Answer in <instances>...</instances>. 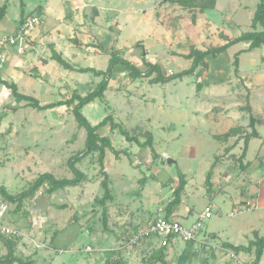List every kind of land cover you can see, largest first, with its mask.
I'll list each match as a JSON object with an SVG mask.
<instances>
[{
  "label": "rangeland",
  "instance_id": "374dc122",
  "mask_svg": "<svg viewBox=\"0 0 264 264\" xmlns=\"http://www.w3.org/2000/svg\"><path fill=\"white\" fill-rule=\"evenodd\" d=\"M47 1L0 0V7L5 4L8 7L0 26V41L16 31L22 2L25 13L29 14L27 18L39 14L40 9L33 12L36 7L52 5L54 15L44 20V24H59L57 15L64 8V0ZM78 1L86 9L77 14L66 13V22L60 24L65 27L61 29L63 35L68 37L72 33L69 34L67 22L82 19L85 22L76 23L73 36L86 43L76 44L65 57L74 67L91 65L84 60L96 52L100 55L99 66H106L105 55L116 49L144 72L148 64H158L164 77H175L167 83L153 84L151 80L156 74L136 78L119 66L104 98L82 111L93 125L113 116L115 122L141 143L150 139L155 152L129 143L107 126L100 133L112 139L116 150L129 152V155H116L107 150L106 172L113 201L106 207L99 202L104 196L101 184L104 176L99 155L94 153L77 163V168L88 177L77 187L49 195L45 186L33 198L25 200L21 209L0 196V203L9 205L7 213L0 217V225L22 234L3 236L16 242L15 255L27 263L161 264L154 259L161 249L156 238L134 246L129 244V239L139 229L152 224L159 207L167 208L173 190L184 175L188 195H184L179 213L191 212V215L182 216V224L190 227L200 221L207 207L212 209L213 217L203 220L196 241L179 240L164 250L167 264H231L225 259L227 252L221 249V240L248 245L254 239L253 231L264 236V144L252 140L247 157L240 161L244 142H238L237 137L219 141L216 136L229 132L232 127L228 126L236 124H247L245 128L250 131L249 116L243 112L249 100L257 114L263 112V118L260 117L264 122V80L252 93L246 88L245 80L240 81L236 76L234 56L249 45L247 42L231 47L217 58H208V65L199 67L194 75L176 77L192 66V60L187 57L192 50L205 51L221 46L227 36L233 39L254 31L250 23L261 0H218L214 9L204 12L164 0ZM93 22L98 25L94 33L89 29ZM0 54L7 57L14 54V49L1 47ZM263 55L264 48L243 54L241 72L256 70L260 63L256 71H261ZM55 64L61 71L52 73L50 78L42 73L26 75L22 91L42 104L67 101L75 93H89L92 86H83L85 79L78 71H67ZM11 65L9 60L0 62V68L4 67L0 73ZM5 88H1L0 100ZM248 93L251 98L247 97ZM20 102L11 93L0 108V187L12 195L29 189L43 173H52L58 179L73 178L69 162L83 157L86 150L87 131L78 126L73 107L39 111L26 103L20 107ZM221 112L230 118L233 113L239 116L227 125L224 120H213ZM258 129L264 137V124ZM170 158L176 163L169 164ZM211 169V185H206ZM105 209L109 217L106 224ZM6 254L7 247L0 240V258ZM241 260L255 264V255L245 253Z\"/></svg>",
  "mask_w": 264,
  "mask_h": 264
},
{
  "label": "trees",
  "instance_id": "16d2710c",
  "mask_svg": "<svg viewBox=\"0 0 264 264\" xmlns=\"http://www.w3.org/2000/svg\"><path fill=\"white\" fill-rule=\"evenodd\" d=\"M170 2L172 4H176L185 9H199L200 12H204L209 9H214L217 4V0H164ZM67 3L68 1L65 0ZM7 4L0 7V22L5 18L7 14ZM21 24L24 23L27 17H25V5L21 3ZM252 28L254 31L246 32L241 36L231 40L228 37H225L227 43L222 46L213 47L208 50L202 51L194 49L191 53L187 56L189 60H192V66L180 74L176 78H183L186 76L194 75L195 72L199 67H206L207 59L208 58H217L221 54L225 53L229 48L235 46L241 42L249 43V48L244 51H240L235 54L234 56V67L235 73H238L239 70V63H240V56L245 52H252L259 48H264V0L258 4L257 9L255 11L253 20H252ZM261 28V30H259ZM110 60L108 64V68L106 71H97L92 68H81L75 69L64 57L52 50V59L56 61L62 68L70 71H78L82 73L92 72L99 77H104V79L98 84L96 89L92 90L87 96L83 97L77 93H75L69 100L67 101H60L51 104H47L41 106L40 101L32 96H28L25 94H21L18 92L17 86L12 83H8L5 81L0 80L8 89L11 90L12 95L20 101L27 102V105L37 109L39 111H45L49 109H54L56 107L61 106H68L73 107V115L78 123L80 128H84L87 131V138H86V150L84 151V156H78L69 162V166L73 172V178H63L58 179L52 173H43L41 174L37 180L32 184V186L27 189L26 191L22 192L19 195H12L10 194L5 187H0V196H2L5 200L12 204L17 205V209H21L23 207V203L25 200L33 198L43 187L46 186V193L49 195L54 194L58 190L77 187L82 183H85L88 180L87 175L77 168V163H79L83 158L88 157L94 153H98L99 157V164L101 166V171L104 176V180L102 181V187L104 188V196L99 201L101 205L106 207V204L110 201H113L114 196L112 193V189L110 187V178L108 173L106 172V160H107V150H111L116 155H120L121 153H125L129 155L128 151H118L113 146V141L110 137L103 136L100 131L107 126L110 127L111 132L118 131L121 135H123L129 143H136L143 148H150L153 152H155L153 142L149 139L144 143H141L137 137L132 136L122 125L115 122L113 116H107L102 122L97 125H92L86 116L83 114L82 110L87 105L93 103L97 99H103L105 96V92L108 89L109 81L112 78L115 70L117 67L121 66L125 70H128L131 75L136 78H141L146 76L148 78L152 77L156 74V78L151 80L153 84H161L167 83L175 79L174 76L164 77L162 73V68L158 64H148L147 71H142L132 62L125 59L119 50L113 49L109 51ZM245 111L249 114V129L248 131L244 127H235L229 130V132L216 136V139L219 141H228L231 138H238V142L241 140L244 142V148L242 155L240 156L239 160L244 161L247 152L249 149L250 142L253 139H260L261 136L258 133L256 126L261 122L260 119L256 118L253 114V110L251 106L248 104L245 106ZM241 137V138H240ZM237 142V143H238ZM236 145V144H235ZM227 151H231L227 149ZM214 168V166H213ZM211 169L207 175L206 185H211V178L213 175ZM186 181L185 176H182V179L179 182L177 188L173 191V198L167 205V216L173 211V209L179 206L182 202V195L185 192L186 188ZM104 220L106 224V220L109 218L107 210L105 209L103 212ZM4 233L0 230V240H2L7 247V254L0 258V264H33V262H25L23 259L17 257L15 255L16 252V242H13L10 239L5 238ZM256 237L254 240L250 241L247 246L239 245L234 246L229 243H224V248L232 250L236 254L240 253H254L255 255V264H261L262 257L264 255V237H259L258 234H255ZM166 248H161L160 251L157 252L156 256L154 257L155 263L167 264L166 262ZM112 254V253H109ZM114 264H126L125 262H116Z\"/></svg>",
  "mask_w": 264,
  "mask_h": 264
},
{
  "label": "crops",
  "instance_id": "0c3cea01",
  "mask_svg": "<svg viewBox=\"0 0 264 264\" xmlns=\"http://www.w3.org/2000/svg\"><path fill=\"white\" fill-rule=\"evenodd\" d=\"M67 1H69L70 3L68 4V2L66 3L65 0H64V8H63V10H61L60 14L57 15V19L59 21V24L54 25V26H50L49 25V22H47L46 25L44 24V20H46V19L49 20L52 17L51 15H54V13L52 12V5L45 4V5H41V6L36 7L33 10V12H35L37 9H40V11L38 12L39 13L38 15L42 16L41 25L43 24L44 26L43 27H40V29H37L36 28V30H34L33 32L30 33V39H31V46H32V48L28 52H26L24 55H18L15 52H14V54L7 55V60L11 61V64H12L11 66L12 67H10L8 70H6V72L3 73L4 75L0 73V80L5 81V82H8L10 84L14 83L17 86L19 93L25 94V95H28V96H32V95H30L28 93H24L22 91V88H25L24 82L27 79L26 75H30V76L32 75L33 76V75H35L34 73H42L43 75H48L49 74L48 77L50 78L51 75H52V73H58L59 71H61L60 69L57 68V66L55 64L56 61H54L51 58L52 57V50H55L56 52H58L59 54H61L64 57V59L66 60L65 57L67 56V51L71 50L72 47H74V46L77 47L78 44L79 45H83V44L86 43L84 41L77 40V38H75V36H73V34L75 33L74 32V29L76 28L75 27L76 26V23H78L77 25H83L85 23V22H83L82 17H81V19H82L81 22H75V20H73V23L72 22H67V25L69 26V34L72 33V36L66 37V36L63 35L64 33H63V31L61 29L65 28V27L60 26V24H64L66 22V20H64L65 19V16H66V13L69 14L71 11H75L74 14H77L78 11L79 12H82L87 7L85 4H81L78 0H67ZM48 2H49V0L47 1V3ZM217 3H218V0H217ZM72 4H73V6H72ZM25 9H26V6H25ZM99 10H101V9L99 8ZM7 14H8V11H7ZM7 14H6V16H7ZM28 15L25 13V17H27ZM6 16H5V18H6ZM3 20L0 22V26L3 23ZM252 20H253V18H252ZM252 20H251L250 25H252ZM20 22H21V19L19 21V25L16 27L17 29L21 25ZM96 23L97 22H93V25H92L93 27L92 28L91 27L89 28L92 31V33H94V30H96L98 28V25H96ZM82 28H84V27H82ZM80 31H81V29H80ZM77 35H78V33H77ZM241 35H239V36H241ZM235 38H237V37H235ZM235 38H233V39H235ZM233 39H231V40H233ZM226 43H227V41H224L221 44V46L222 45H225ZM249 45L248 46H245L240 51L247 50L249 48ZM89 48L91 50L92 49L95 50V48H91V47H89ZM73 49H75V48H73ZM240 51H238V52H240ZM246 53H250V52H245L243 54H246ZM241 56H240L239 70H238V73L236 74V76H237L238 80H240V81L242 79L245 80V86H246V88L248 90H250L249 92H252L253 93V92H255L257 90L256 87H259L258 85L262 83V80H264V67H262L261 71H256L257 68H258L257 66L261 65V63L260 64H257V63L254 62L255 65L257 64V66L255 67L256 70H252L251 72H248L247 74H243L241 72V69H240V66H241V63H242ZM99 57H100V55L97 52L96 53H92L90 56H88L87 59L84 60V62L86 64L87 63L91 64L89 66L74 67V65L72 63H70V62L69 63L75 69L92 68V69H95L97 71H106L107 70V67H108V64H109L110 56L108 54L105 55L106 59H105L104 63L107 64L106 66H104L103 64L101 66H99L100 65L99 64L100 63ZM263 60H264V55L262 56V61ZM3 69H4V67L0 68V70H3ZM78 73L80 74V76H83L84 79H85V84L83 86H87L88 88L90 86H92V87L89 88V90H90L89 93L93 90L92 88L94 86H96L98 83L101 82V77L95 75L92 72H88V73L78 72ZM87 75H89L91 77H89V76L87 77ZM256 82H257V84H256ZM3 86H5V85L0 82V91H1V88ZM253 88H255L254 91H253ZM86 92L84 94H79V93H77V94L82 95L83 97H85V96H87L89 94L88 92H87L88 94ZM247 95H248L247 97H250V93H248ZM32 97H34V96H32ZM34 98H36V97H34ZM37 100H39V99H37ZM24 103H26V105H27V102H25V101L20 102L18 105L20 107H23L25 105ZM93 103L95 104L96 102L94 101ZM40 104H41V106H44V105H47L48 103L47 104L40 103ZM89 105H92V103L89 104ZM249 105L251 106V108L253 110L254 116L256 118H258V119L261 120V122L256 126V129H257L258 133L261 136V138L258 139V140H261V144H264V137L261 135V133L259 132V129H258L259 126H261L262 124H264L263 119H262L263 118V112L260 111V114H257V112L255 110V107H252V105L250 104V100H249ZM62 107H64V106L56 107L54 109H57V108L60 109ZM54 109H51V110H54ZM22 111L23 110L20 108L19 112H22ZM195 111H197V110H194L193 114L196 117V119H198V115H197V113H195ZM243 112L246 113V114H248L245 111H243ZM218 116L214 117L213 120H224L225 123L228 125L230 123L235 122L234 120L238 119V116L239 115L233 113V115L230 118V115L225 114L224 112H221V115L218 114ZM248 116H249V114H248ZM212 122H214V121H212ZM246 126H247V124L246 125H241V124L240 125H237L236 124V125H232V126H228V127L230 129L231 127L232 128H235V127H244L245 128ZM214 128H220V127L218 125H215ZM225 133L226 132L217 134V136L218 135H223ZM251 142H250V144H251ZM249 148H250V145H249ZM262 149H264V148H262ZM248 152H249V149H248ZM248 152H247V155H248ZM187 186H188V184L186 185V187ZM184 195H188L187 188H185V192L182 195V202H181L182 204L184 203ZM238 203L240 204V202H238ZM232 206H234V205L232 204ZM210 207L213 208V206H211V205H210ZM162 208H164V207L162 206ZM179 209H180V206L175 207L173 209V211L168 215V217L169 218H172V219H175V220H177L179 222H181L180 219H181L182 216H184V218H185V217H188L189 215H191V212L190 213H186L184 215H181L179 213ZM165 212H166V215H167L168 214V211L166 210V208H165ZM253 234H254V239H255V234H258L259 237H264V236L261 235V233L259 231H253ZM254 239L252 238V239H250V241H252ZM221 243H222V246H223V247L221 246L222 247L221 249L223 251L224 250H229V249L224 248V245H223L224 243H229V244H232L234 246H239V245H237V244H235V243H233L231 241L225 242L224 240H221ZM243 246H247V245H243ZM224 253H226V251H224ZM244 254L245 253H240L238 255H239V257L240 256L242 257ZM226 255L227 256H225V259H227V261L232 264V262L229 259V256H228L227 253H226ZM241 257H240V259H241ZM261 264H264L263 257H262Z\"/></svg>",
  "mask_w": 264,
  "mask_h": 264
},
{
  "label": "built area",
  "instance_id": "2783aa9c",
  "mask_svg": "<svg viewBox=\"0 0 264 264\" xmlns=\"http://www.w3.org/2000/svg\"><path fill=\"white\" fill-rule=\"evenodd\" d=\"M42 22V16L34 15L32 17L26 18L23 24L10 36H5L0 41V48L4 46H10L14 49V52L18 55H24L28 52L31 46L30 31L40 25ZM7 57L4 54H0V62L5 63ZM11 90L8 88L4 89L2 92V100H0V108L5 103V99L11 94ZM1 97V96H0ZM9 209V205L2 202L0 203V217L3 218ZM213 217L212 209L207 207L205 212L201 215L200 221L193 224L190 227L183 225L181 222L169 218L166 215L165 208L160 207L157 211V216L154 218L152 224L145 228L139 229L135 232L129 239V244L139 245L140 243L150 240L151 238H156L160 243V248L170 247L173 243L179 240L190 243L197 240L199 230L202 227V222L204 219H210ZM0 230L6 235L12 237H19L22 234L12 228H7L0 225ZM91 250V248H88ZM227 252L229 259L232 264H245L239 257L238 254L231 250H224Z\"/></svg>",
  "mask_w": 264,
  "mask_h": 264
},
{
  "label": "water",
  "instance_id": "95a60500",
  "mask_svg": "<svg viewBox=\"0 0 264 264\" xmlns=\"http://www.w3.org/2000/svg\"><path fill=\"white\" fill-rule=\"evenodd\" d=\"M168 162H169V164L176 163V162H175L173 159H171V158L169 159V161H168Z\"/></svg>",
  "mask_w": 264,
  "mask_h": 264
}]
</instances>
